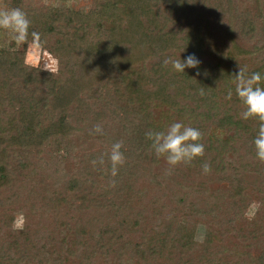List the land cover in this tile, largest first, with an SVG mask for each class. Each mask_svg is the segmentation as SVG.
Masks as SVG:
<instances>
[{
	"label": "trees",
	"instance_id": "1",
	"mask_svg": "<svg viewBox=\"0 0 264 264\" xmlns=\"http://www.w3.org/2000/svg\"><path fill=\"white\" fill-rule=\"evenodd\" d=\"M13 7L57 68L27 64L31 36L0 29V264H264L258 121L233 76L264 74V0H0ZM189 53L207 75L162 63ZM173 121L206 147L169 172L144 133ZM116 141L112 177L107 156L91 161Z\"/></svg>",
	"mask_w": 264,
	"mask_h": 264
},
{
	"label": "clouds",
	"instance_id": "2",
	"mask_svg": "<svg viewBox=\"0 0 264 264\" xmlns=\"http://www.w3.org/2000/svg\"><path fill=\"white\" fill-rule=\"evenodd\" d=\"M32 21L28 13L19 7L0 8V29L11 34V41L18 45L26 44L31 36L33 43L37 46L42 44L40 34L34 30L30 31ZM185 45L183 47V50ZM164 66L171 65L177 73H185V69H195L196 75H207L201 73V59L195 53L187 54L183 59L166 56L162 61ZM234 76L235 95L244 105L241 113L243 120L255 118L258 121L256 135L252 139L255 156L258 160L264 161V74L259 71L249 73L246 68L239 66ZM200 95H204V89L199 90ZM233 96L232 88H228L225 98L231 100ZM93 134H102L103 127L96 124L92 129ZM147 140L151 142V149L157 158L164 157L170 166L169 172L177 165H190L197 157L205 154V144L202 143L203 133L197 127L186 125L183 121H173L165 129L154 130L149 128L145 133ZM123 142L116 141L112 144L108 153H102L94 158L91 163L93 166L105 164V156L111 163L110 175L116 177L120 166L126 162ZM204 174L211 171V165L206 161L201 164ZM114 186L116 181L111 180ZM203 242V236L199 238Z\"/></svg>",
	"mask_w": 264,
	"mask_h": 264
},
{
	"label": "rangeland",
	"instance_id": "3",
	"mask_svg": "<svg viewBox=\"0 0 264 264\" xmlns=\"http://www.w3.org/2000/svg\"><path fill=\"white\" fill-rule=\"evenodd\" d=\"M25 62L32 66H38L44 68L46 70L54 71L57 68L56 60L53 56H51L48 52L43 51L39 46L35 44H29L26 50ZM255 203H250L247 208L245 209L244 213L246 212L247 216L252 215L254 211ZM20 213H16V220L14 222V227H20L22 224V218ZM246 251L252 254H258L261 252V248H245Z\"/></svg>",
	"mask_w": 264,
	"mask_h": 264
}]
</instances>
